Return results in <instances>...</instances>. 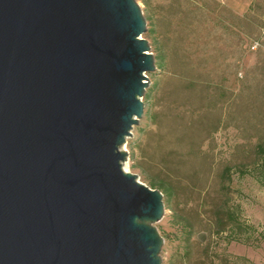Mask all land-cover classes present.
<instances>
[{
  "label": "water",
  "instance_id": "obj_1",
  "mask_svg": "<svg viewBox=\"0 0 264 264\" xmlns=\"http://www.w3.org/2000/svg\"><path fill=\"white\" fill-rule=\"evenodd\" d=\"M145 31L136 0H0V264H162L163 194L122 167Z\"/></svg>",
  "mask_w": 264,
  "mask_h": 264
},
{
  "label": "rangeland",
  "instance_id": "obj_2",
  "mask_svg": "<svg viewBox=\"0 0 264 264\" xmlns=\"http://www.w3.org/2000/svg\"><path fill=\"white\" fill-rule=\"evenodd\" d=\"M136 1L156 67L122 167L163 194L162 264H264V0Z\"/></svg>",
  "mask_w": 264,
  "mask_h": 264
},
{
  "label": "trees",
  "instance_id": "obj_3",
  "mask_svg": "<svg viewBox=\"0 0 264 264\" xmlns=\"http://www.w3.org/2000/svg\"><path fill=\"white\" fill-rule=\"evenodd\" d=\"M145 3L147 4V6L149 5V1L148 0H144ZM199 10L203 11L204 10V5L201 4L199 5ZM203 13V12H202ZM215 18H217V15L215 16ZM157 66H162L163 63H161V61L157 60ZM146 97H148L149 95V91L146 92ZM261 149H263L261 147ZM229 173H230V168L229 167H225L222 171V179L223 180H229ZM152 184L154 186H160L161 189L165 190L166 194L168 197L172 196V194L174 193V186H173V190L170 186H166V183L164 181H158V183H156V181H153ZM166 186V187H165ZM227 220L228 222H234V224L236 226H239V223L237 222V213L233 210L230 209H225L222 206H217L215 209V225L217 226V230H222L223 228V221ZM186 227L188 226V222L185 223ZM185 232H187L186 234V239L189 240L190 238V234H191V229L190 228H186ZM235 259H239V260H244L245 258L243 257H234Z\"/></svg>",
  "mask_w": 264,
  "mask_h": 264
},
{
  "label": "bare ground",
  "instance_id": "obj_4",
  "mask_svg": "<svg viewBox=\"0 0 264 264\" xmlns=\"http://www.w3.org/2000/svg\"><path fill=\"white\" fill-rule=\"evenodd\" d=\"M125 169V168H124Z\"/></svg>",
  "mask_w": 264,
  "mask_h": 264
}]
</instances>
